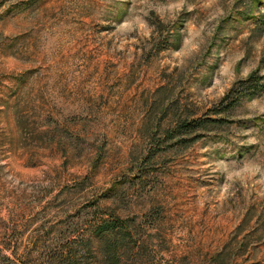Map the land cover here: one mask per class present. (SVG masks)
Here are the masks:
<instances>
[{"label":"rangeland","instance_id":"rangeland-1","mask_svg":"<svg viewBox=\"0 0 264 264\" xmlns=\"http://www.w3.org/2000/svg\"><path fill=\"white\" fill-rule=\"evenodd\" d=\"M104 250L264 264V0H0V264Z\"/></svg>","mask_w":264,"mask_h":264},{"label":"trees","instance_id":"trees-1","mask_svg":"<svg viewBox=\"0 0 264 264\" xmlns=\"http://www.w3.org/2000/svg\"><path fill=\"white\" fill-rule=\"evenodd\" d=\"M255 75H252L250 78H248L246 81H241L240 84L238 86H236L235 88H233L230 93L223 99L221 105L222 107L227 111L232 109L233 107H235L236 104L239 103V101L244 97V96H252L257 90H258V81L259 79H255ZM228 101L225 105V101ZM198 127V126H197ZM107 222H104L103 224H101L100 226L101 228V235H108L109 231L107 227ZM127 234V233H126ZM125 236V234H124ZM104 241H107L108 238L107 237H103ZM105 251V250H104ZM107 254L106 256V261L104 264H110L112 259L109 253V250L105 251Z\"/></svg>","mask_w":264,"mask_h":264}]
</instances>
